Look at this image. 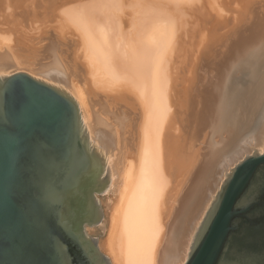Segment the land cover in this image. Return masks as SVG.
Listing matches in <instances>:
<instances>
[{"label": "bare ground", "instance_id": "obj_1", "mask_svg": "<svg viewBox=\"0 0 264 264\" xmlns=\"http://www.w3.org/2000/svg\"><path fill=\"white\" fill-rule=\"evenodd\" d=\"M164 1L173 3L0 0V77L25 73L64 88L107 155L113 199L101 250L110 264H184L225 174L264 152V79L237 114L254 90L237 81L241 63L264 72V43L246 47L264 37V23H246L256 3L176 0L188 9L175 11L181 18L198 13L182 42L185 29ZM101 100L111 103L109 118Z\"/></svg>", "mask_w": 264, "mask_h": 264}, {"label": "water", "instance_id": "obj_2", "mask_svg": "<svg viewBox=\"0 0 264 264\" xmlns=\"http://www.w3.org/2000/svg\"><path fill=\"white\" fill-rule=\"evenodd\" d=\"M241 65L237 81L253 85L244 95L254 98L261 71ZM106 159L64 88L0 77V264H110L84 230L102 219L94 194L108 190ZM184 264H264V152L225 174Z\"/></svg>", "mask_w": 264, "mask_h": 264}, {"label": "rangeland", "instance_id": "obj_3", "mask_svg": "<svg viewBox=\"0 0 264 264\" xmlns=\"http://www.w3.org/2000/svg\"><path fill=\"white\" fill-rule=\"evenodd\" d=\"M166 1H164L162 4H163V6H166L167 7V10H168V12L169 13H172V14H174L173 16H175V17H173V18H176L177 17V19L176 20H178L177 21V23H180V27L182 26V28L183 29H185V31L184 32H186L185 34H186V36L187 37H184L185 36V34H184V32H183V35H182V37H181V39H182V42H185V40H187L188 41V33H189V29L190 28H192L191 26H192V21H193V19L198 15V13L197 12H195V14H193V15H191V16H189L188 15V13L186 14V12H188V11H186V10H188L187 8H185V6L184 5H180V3L178 2H176V0H173V3H169L168 4V6H167V2L165 3ZM202 2H203V6H204V0H202ZM254 2L256 3V8H255V11H254V14L250 17V18H248V20L246 21V23H247V25H252V24H254L255 22H256V20H257V23H259L258 22V20L260 21V23L262 22V24L264 23V21L263 20H261L262 19V16H264V6H263V4H262V0H254ZM175 3L177 4V6H179L180 8H178V7H176L175 6ZM199 5H198V4ZM174 5V6H171V5ZM200 4H201V2H196V1H194V0H191V6H192V8H197V7H199L200 6ZM183 6H184V8L186 9H183V10H185L183 13V16H182V18H181V16H179L178 14H180V11L182 10V8H183ZM213 6H215V8L217 7L216 5H214L213 3H211V8L213 7ZM165 7V8H166ZM173 7H175V9L176 8H178V9H176V10H174V12L175 11H177V10H179V12H178V14H177V12H173ZM214 8V7H213ZM181 9V10H180ZM217 9V8H216ZM229 10H233V12L235 11V9L234 8H232V7H230V8H228ZM237 11H240V9L238 10L237 9ZM182 12V11H181ZM193 13H194V10H193ZM213 13H215L216 14V11L215 10H213ZM180 15H182V14H180ZM172 16V15H171ZM180 17V20L178 19ZM184 17V18H183ZM189 17H191V18H189ZM253 17H257V18H254L253 20H252V18ZM191 19V21H189ZM249 22V23H248ZM59 23H60V20H59ZM257 23H256V25H257ZM184 24H186V25H188L187 27L186 26H184ZM189 25H191V26H189ZM184 26V27H183ZM64 27V26H63ZM186 27V28H185ZM209 27V26H208ZM65 28V27H64ZM187 29V30H186ZM64 31H68V32H70L71 34H73L72 33V28H71V30H67V29H63ZM225 31V30H224ZM223 31V32H224ZM52 33L55 35L56 33H55V31H52ZM67 37H68V39H67V37H65L69 42V44L71 45H67L68 47H71V48H73V49H71V50H75V51H78V47H77V49H76V46H77V39L75 40V37L74 36H72L71 37V35L69 36V35H66ZM43 37H48V36H46V35H44ZM49 38V37H48ZM73 38V40H75V41H73V40H70V39H72ZM187 38V39H186ZM186 41V42H187ZM228 41H230V40H228ZM72 42V43H71ZM260 43H264V37H262V39L261 40H259V41H257V42H255V43H252V44H250L249 46H246L247 48H250L251 49V47H256V46H259L260 45ZM43 45H45V44H47V42H44V43H42ZM76 44V45H75ZM256 44H259V45H256ZM73 46V47H72ZM227 46H228V43H227ZM75 47V48H74ZM245 47V49H247ZM262 74H261V76H260V78L261 79H264V78H262V77H264L263 75H264V72H261ZM237 76V75H236ZM42 81V80H41ZM44 82V81H43ZM259 84V83H258ZM249 92V91H248ZM250 93V92H249ZM90 98H93V100H91L92 101V106L94 105V102H95V98L94 97H90ZM249 99H253L251 96H248V99L246 100V103L249 101ZM104 101V100H103ZM105 102H102V100H101V104H103L104 106H101V104H100V106L103 108V112H102V109L100 110L99 109V111H101L102 113H103V115H102V117L103 116H107L104 112H106L107 113V110L109 109L110 110V108H109V106H111V103H109L108 102V104H104ZM97 104H95V108H97V107H100V106H96ZM105 106H108L107 108L105 107ZM94 108V109H95ZM244 109V108H243ZM96 110H98V109H96ZM106 110V111H105ZM108 110V113L107 114H109V113H111L110 111ZM100 112V113H101ZM108 117V116H107ZM109 118V117H108ZM224 134V133H223ZM222 137H224L223 135H222ZM215 138V139H214ZM214 138H212V142H214V141H218L219 140V138L218 137H214ZM218 139V140H217ZM253 152H255V151H252V152H250V153H248V154H246L241 160H239L236 164H235V166L239 163V162H241L246 156H249V155H251ZM234 166V167H235ZM233 167V168H234ZM105 171V170H104ZM228 174H230V172L228 173ZM225 180V178L223 179V181ZM94 196H95V198L97 199V200H99V202H100V208H101V211H102V219H101V222H100V224L99 225H97V226H93V227H87V226H85L84 227V230H85V232H86V235L89 237V238H91V239H97V248H98V251H99V253H101L102 255H104L105 254V252H104V250L102 249L101 250V248H102V246H101V244H103V241L105 240V238H106V229H107V226H108V219H107V209H108V206L110 207V205H111V199H113V196L112 195H110V194H106V192L105 193H102V194H100V195H96V194H94ZM105 213V214H104ZM105 221V222H104ZM105 225V226H103L104 228L102 229L101 228V225ZM102 230H101V229ZM104 256H106L107 258H108V256H107V254L106 255H104ZM109 259V258H108ZM110 262V261H109Z\"/></svg>", "mask_w": 264, "mask_h": 264}]
</instances>
